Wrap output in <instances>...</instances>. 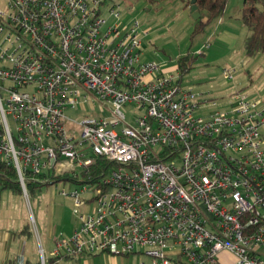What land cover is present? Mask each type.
Listing matches in <instances>:
<instances>
[{"label": "built area", "instance_id": "built-area-1", "mask_svg": "<svg viewBox=\"0 0 264 264\" xmlns=\"http://www.w3.org/2000/svg\"><path fill=\"white\" fill-rule=\"evenodd\" d=\"M105 2L0 8V159L14 165L25 195L27 177H77L100 158L111 163L98 181L61 192L95 208L55 238L53 255L218 264L225 251L235 264H264V107L238 91L229 110L196 115L200 94L143 60L138 20L106 26ZM235 72L225 69L229 79ZM86 104L109 114L68 115ZM128 104L139 112L134 124Z\"/></svg>", "mask_w": 264, "mask_h": 264}, {"label": "rangeland", "instance_id": "rangeland-1", "mask_svg": "<svg viewBox=\"0 0 264 264\" xmlns=\"http://www.w3.org/2000/svg\"><path fill=\"white\" fill-rule=\"evenodd\" d=\"M186 4L187 0H106L101 5V15L108 21L106 26L119 24L121 29L133 21L140 22V29L147 33L142 44L143 60L157 62L161 73L173 75L184 88L200 94L198 99L201 103L196 115L229 110L232 96L238 91L250 94L264 107V54L260 52L249 56L246 53L244 44L250 31L241 20L244 0H229L224 15L213 20L195 36L194 19ZM7 6L8 0H0L1 9ZM111 8L120 13L119 18L111 15ZM190 50L197 57L192 69L181 77L177 68L178 58ZM225 69L236 70L233 79L226 76ZM206 99L211 101H204ZM213 102L216 104L213 105ZM126 109L128 122L134 124L139 114L136 106L128 104ZM108 114L100 112L98 107L91 108L89 104L85 109L79 106L75 111L68 112L77 121L86 117L104 118ZM261 132L264 138V127ZM75 173L74 176H79L78 182L62 180L51 184L47 183L50 179H46L36 195L27 196L24 193L22 199L32 229L30 245L38 241L33 217H37L40 210L50 219L55 207L56 224H66L67 228L77 226L78 213L94 210V202L81 208L72 196L61 194L62 191L74 192L86 185L81 170L77 169ZM132 257H135L133 264H152V259L146 255ZM219 259L220 264H233L234 261Z\"/></svg>", "mask_w": 264, "mask_h": 264}, {"label": "crops", "instance_id": "crops-1", "mask_svg": "<svg viewBox=\"0 0 264 264\" xmlns=\"http://www.w3.org/2000/svg\"><path fill=\"white\" fill-rule=\"evenodd\" d=\"M189 9L191 13V8ZM17 195H20V197ZM23 195L11 190L0 191V264H16L17 258L20 255L24 256L26 264H39L41 258L39 253L40 248L44 250L48 264H133V258L135 257L132 256L141 255L131 254L122 256L97 254L82 258L59 257L56 259V256L53 255L55 238L60 233L65 236H71L79 223L76 227L71 225L69 228L66 227V224L62 225L60 223L61 225H57L55 220V207H53L54 209L50 219H47L45 213L40 210L38 216L33 217L38 232V246L36 242L30 245L32 229L29 222V215L24 200L22 199L24 198ZM25 227H28L29 231L22 233ZM219 257L230 259L231 261L234 260L233 264H235L236 257L229 252L224 251ZM53 259L55 260L53 261ZM220 263L219 259L218 264Z\"/></svg>", "mask_w": 264, "mask_h": 264}, {"label": "trees", "instance_id": "trees-1", "mask_svg": "<svg viewBox=\"0 0 264 264\" xmlns=\"http://www.w3.org/2000/svg\"><path fill=\"white\" fill-rule=\"evenodd\" d=\"M228 2L229 0H197L202 16L194 21L193 35L200 34L213 20L222 17L225 13ZM186 8H191V0H187ZM241 20L250 31L244 44L247 55L253 56L260 52L264 54V0H244ZM196 57L197 54L190 50L186 55L178 58L177 68L180 71L181 77L184 73L189 72L192 69ZM109 165L111 166V163L107 162V160L103 158L98 159L97 163L91 167L89 171L83 172L82 177L84 178V181L94 182L103 178ZM90 172L91 178L89 176ZM35 178L36 180L33 181L27 177L26 185L28 194L36 195L38 189L41 188L44 184L43 181L46 179H50V182L47 183L51 184L62 180L78 182L79 176L72 177L67 173L59 176H54L49 173H41L35 175ZM3 190H11L21 195L24 194L14 165L0 159V191ZM28 231V227H25L22 230V233ZM55 258L58 259L57 257ZM54 260L55 259H53V261Z\"/></svg>", "mask_w": 264, "mask_h": 264}, {"label": "water", "instance_id": "water-1", "mask_svg": "<svg viewBox=\"0 0 264 264\" xmlns=\"http://www.w3.org/2000/svg\"><path fill=\"white\" fill-rule=\"evenodd\" d=\"M191 13L194 20H198L202 16L197 0H191Z\"/></svg>", "mask_w": 264, "mask_h": 264}]
</instances>
